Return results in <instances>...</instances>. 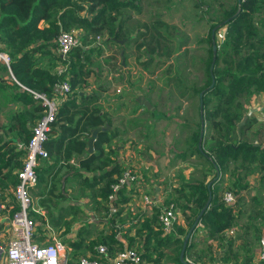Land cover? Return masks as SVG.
Returning <instances> with one entry per match:
<instances>
[{
	"label": "trees",
	"instance_id": "16d2710c",
	"mask_svg": "<svg viewBox=\"0 0 264 264\" xmlns=\"http://www.w3.org/2000/svg\"><path fill=\"white\" fill-rule=\"evenodd\" d=\"M137 1L0 0V49L7 53L10 71L18 83L12 79L6 81L0 75L1 97L18 105L14 109H0V203H4L5 197L10 198V194L4 191L15 187L16 173L22 167L24 156L22 146L30 139L32 126L45 110L41 99L35 97L34 93L49 98L54 94L53 86L60 82H66L68 90L56 106L47 137L42 142L44 156L37 157L34 168L37 179L34 195L43 199L39 198L37 204L46 207L44 202L49 201L51 196L62 197L61 190H66L68 184H71L70 191L81 189L85 193L80 191L83 196L88 195V204H94L91 209L95 216H98L99 210L108 214L110 205L118 206L129 199L132 188L121 186L115 192L112 190L111 186L123 167L121 163L109 158V154H113L114 150L105 152L102 146L117 136L116 130L108 128L106 131H100L93 141L95 152L82 156L90 130L104 124L111 125L110 116L101 109V102L99 103L102 99L105 101L103 94L109 90L110 83L107 80L101 81L96 83L92 90H85L93 69L87 59L97 49L96 46L86 47V44L96 35H104L111 41L122 40L124 45L132 44L136 63L146 70L152 65L162 64L158 58L160 56L171 57L176 51L174 62L187 56L185 39L174 43L173 50H163L164 41L169 39L166 25L157 17L148 21L134 18L133 15L140 12ZM127 8L129 11H126ZM131 10L135 12L132 13ZM263 10L264 0H235L231 9L223 11L221 18L212 21L208 28L207 57L203 59L202 65L205 81L201 87L190 86V89L193 93L202 91V107L198 111V117L203 119V127L216 132L217 136H208L207 150L200 148L202 141L198 148V122L196 129L192 130L186 139V151L176 153L182 160L186 156L197 155L206 163V170L204 169L200 179L189 180L179 185L180 189L172 190L177 199L184 198V202L178 204L179 206L173 201L172 204L180 208L187 228L177 224L173 234L161 235L157 226L156 206L152 207L150 217L142 222H138V216L131 218L136 220L130 224V227L135 228L133 234L129 235L130 230L127 228L122 235L126 236L127 247H133L136 236H139V243H142L133 248L140 252L142 259L161 264L164 252L158 248L165 246L173 251L171 262L183 264L178 259L182 236L190 228L210 195L206 208L190 231L183 258L191 257L189 264H203L202 252L194 251L191 255L187 253L194 250L195 243H192L191 239H195L197 232H202V239L210 251L214 246L211 241H216L217 249L212 250V255L208 257L212 264H250L252 261V250L257 247L261 224L252 226L251 222H247L243 228L240 226L239 233L235 231L234 236L230 237L225 236V231L234 225L238 214H243L244 203L248 201L245 194L250 187L247 177L257 173L258 185H264V145L253 142L254 139L260 141L261 136H264V128L255 124L254 116L245 114L239 101H248L251 94H264ZM221 27L225 28V32L218 44L214 34ZM76 28L83 29V33L81 31V35L79 34L81 45L72 48L67 60H62L57 54L55 39L61 30ZM180 51L182 54H179ZM45 53L49 55V59L57 60L61 67L65 66L62 72L38 66L42 54ZM35 54L38 56H34ZM141 57L143 60H140ZM171 64L166 65L162 77L170 72ZM4 73L7 74L6 67L0 64V74ZM94 77L98 80L96 72ZM244 115V122L237 128ZM253 126H256L254 130ZM247 131L254 133L253 139L246 136ZM70 160H73L74 164L70 163ZM252 164L254 165L251 166ZM199 167L201 168L200 165ZM212 169H216L218 176L215 171L213 177L206 179ZM197 170L198 168L195 171ZM225 174L232 179L228 188L234 196L232 204L224 203L218 195L223 188L220 182ZM111 193H114V198L109 201L108 195ZM262 199L264 200V196ZM169 202L167 197L162 204L168 205L171 203ZM249 202L255 206L261 203V198L251 196ZM248 207L251 208V219L264 221V216H261L258 210H252V206ZM14 209L13 205L10 211ZM67 209H73V206L59 207L58 210L64 211L57 213L56 218L47 213L50 225L60 226L63 216L68 215ZM29 214L34 221L37 217L41 223L44 222L41 214ZM118 214L116 210L109 215V231L105 235L98 231L94 238L88 240L89 231L94 228L92 223L87 222L78 227L77 238L65 242L71 252L70 262L82 250L95 255L93 247L99 244L106 246L110 254L121 249L122 242L114 237L116 227L113 220ZM118 221L125 223L123 220ZM72 222H62L64 231L70 230ZM248 228L252 229V234ZM235 239H241L243 244L234 246Z\"/></svg>",
	"mask_w": 264,
	"mask_h": 264
},
{
	"label": "rangeland",
	"instance_id": "374dc122",
	"mask_svg": "<svg viewBox=\"0 0 264 264\" xmlns=\"http://www.w3.org/2000/svg\"><path fill=\"white\" fill-rule=\"evenodd\" d=\"M234 1L235 0H138L136 3H138V5L140 6V12L138 14H134V18H138V20L148 21L153 20L154 17H157V19L164 23L167 27L166 31L169 39L164 41L165 45L163 47V50H166L168 48L173 50L174 43L183 39L186 40L184 48L187 49V56L178 58L175 62L173 60V56L176 55V51L171 57L160 56L158 58L160 59V62L163 63L159 65H152L150 66L149 70L142 68L138 64V62L135 63V61L133 60L135 51L132 47V44L126 45V57H124V59L122 60L124 69H122L118 65L120 59L117 53H115L112 66L108 67V60H110L111 56L105 54L104 49H102L100 46V44L102 43H104L105 46L107 45L104 35L98 36L97 39L96 37L94 39H90V42L94 41L93 44H97L98 47L97 49H95L94 54L88 57L87 59L89 65L93 68L92 73L89 76V81L91 83L105 80H107L108 82H113L114 84H116V87L120 88V92L116 93L115 88L110 91V85L108 95L106 93L105 95L107 97H104L105 103L107 99L109 100L108 102L111 103V105H114L119 102L120 104L127 106V110L124 111L115 108L112 110V113L114 114L111 117V123L117 126H122V129L125 130V133L129 134L125 139L126 143L124 147V153L122 155L123 160H125V162L127 163L124 166H127L131 170H133L137 177L135 182L129 186V188H132L133 191L138 188L137 182L139 176H141V173H145L146 171H149V169L152 168L150 165L143 166L145 169H141L136 163L139 162V160H146L148 163L152 161V159L148 157L149 155L146 156L148 154V149L151 151L154 150L157 155H159L156 161L158 171L160 168H162V170L167 169L168 172L172 165H174L175 163L178 164V167L175 168L173 172L174 175L181 174V181L194 180L195 178L200 179L202 173L204 172V169L206 170L205 161H203V159L198 157L197 155L192 157L186 156V158L182 160L180 157H177L176 153L186 151V139L190 136L191 131L196 129L197 123L199 122L200 124L198 111L199 103L201 104L202 101L201 99H199V93H201L202 95V91L193 93L190 89V86L194 88H199L205 81V71L202 65L203 59L207 57L208 28L212 21H217L221 18V14L223 11L231 9ZM126 11H129L128 8L126 9ZM131 11L132 13L135 12V10ZM262 13V15H264V10L262 11ZM76 30L80 33V35L81 31L83 33L82 28H76ZM224 32L225 28L223 27H221L218 31H215L214 38L216 43L219 44L222 41V36ZM96 50H100V52L97 53ZM179 54H182V52ZM34 56H37V54H35ZM140 60H143V57H141ZM171 62H174V64H171ZM168 64H171L170 72L166 74L165 77H162L163 72L165 70L164 68H167L166 65ZM60 68L61 66L56 69L57 72ZM95 72L99 74V76H101L98 80L94 77ZM0 75L2 77H5L6 81H8L9 79L11 80L10 76L8 75V72L7 74L4 73ZM110 75L111 79H108ZM90 88L94 87L90 86ZM142 94L148 98L147 102L149 103V105H152H150L151 109H147L141 104H133V98H135V96L137 95ZM263 95L251 94L248 98V101L243 99L239 100L242 107L244 108L246 115L251 114V112H249L250 109H256L258 113L254 115L256 118L255 124L259 127L263 126L262 128H264V111H262L264 109V106L261 103V100L264 98ZM0 106V109L2 111L18 107V105L11 103L9 99L2 98L1 95ZM137 108L139 109V111H137ZM147 110H153V112ZM259 110L261 111L259 112ZM242 123H238L237 128L241 126ZM131 126H133V128H131ZM136 130L138 133H136ZM245 134L248 138L253 139L252 136H254V133H251L249 131L247 133L245 132ZM210 135L212 137H216L217 133L210 130L208 131V129L203 127L202 119V130L200 139L198 137L200 145L202 141V145L200 147L201 149L207 150L209 142L207 141V139ZM260 141H264V136H261ZM139 143L140 149H138L137 147ZM173 158H179L181 161L180 163L182 165L180 166V164L176 162L177 160L173 161ZM164 159H167V161L170 160V164H166L167 161L164 162ZM161 162H164L163 166H159ZM196 165L201 166V168L197 167V171H195ZM253 165L254 164H252L251 166ZM208 173L209 174L206 179H209L213 177L214 174H216L215 170L213 169ZM254 174L257 175L256 178H254ZM185 176H187V178H185ZM216 176H218V172ZM258 176L259 175L257 173H252L247 177L248 184L250 187L248 193L245 194V198L248 201L244 203L243 214H238L236 217V221L233 223L234 225L225 231L226 237L234 236L235 231H238L239 233L241 231V229L239 228H243V226H245V223L247 222H251L252 226H259L261 224L260 235L264 231V225L262 224L264 223V221H261V219L258 218L251 219L250 215L252 214L249 215L251 208L248 207L252 206V210L256 209L259 211V214L261 216H264V200L262 199L264 196V185H258ZM231 181L232 179L228 176V174L222 176L220 186H223V188L221 192L218 193L219 197L221 196L223 191L228 190ZM254 181H256V183ZM162 182L166 186L168 185V192L167 188H165L167 194L169 192H172L173 188L170 184H168L166 176ZM181 184L182 182L179 185ZM31 191V198L35 204V199L33 195L34 191H36V187L31 189ZM77 191L78 193H80L81 191L83 194H85L84 191H82L81 189ZM4 192L10 194V188L7 189V191L5 190ZM131 194L134 195V200H127V202L130 203L129 206H134L136 203L140 204L141 197L139 196V194L137 192H132L130 193V195ZM251 196H257L259 199L261 198V203L253 206L252 203L249 202ZM168 198L170 199V204H172V201L176 202L177 205L182 204L184 202V198L177 199L175 197L173 199L171 195ZM163 200L164 199H160L159 201L162 203ZM177 205L175 206V210L179 216L177 224L178 226H182L181 224H183L184 227L187 228V224L184 222L181 210L178 207L179 205ZM92 206L90 205V211L92 210ZM151 209L152 205L150 206L149 211H151ZM130 210L132 209L127 208L126 210L128 211V217L126 218V220L137 215L136 213H134L135 215L130 214ZM84 212L88 211L86 210ZM80 213H82V211ZM110 213L111 212L109 211L108 214H104L103 210H99L97 213L98 216H95L94 218L90 216L89 219L93 222L91 226L98 227L99 224H102V226L105 225V223L103 224V220L107 221V219L110 217ZM0 215H2L1 208ZM50 215L54 217L55 214L51 213ZM87 215L88 214L84 213L81 214L84 220L86 219ZM81 216H79V218ZM129 222V225L127 227L130 231L132 230V232H134L135 228L130 227L131 222ZM107 223L108 221L106 222V224ZM80 224H82V222ZM44 225L45 224H41L39 221V223L35 224L34 226V232H40L43 229L42 226L44 227ZM62 226L64 227V224H62ZM53 230L55 235L59 237L63 236L62 232H60L58 229ZM248 231L250 232V234H252L251 228H248ZM125 237L126 236H124V241L126 242ZM153 240L154 239L151 240V243H153ZM0 241L4 240L0 238ZM191 242L195 243L193 247L194 250H190L187 253L191 255L194 251L198 253L202 252L204 257L203 264H212L210 261H208V257L212 255V250L217 249L215 246L216 241H211V243L214 245L212 246L211 251L206 247L207 243H205L202 239V232H197L195 239L192 238ZM141 243V241L139 243V236H136L133 247H135L137 244L140 245ZM241 244H243V242L241 241V239H238L235 241L234 246H239ZM158 250H163L164 252V257H162L161 264H173V262H171L173 251H171L170 248L162 246L161 248H158ZM155 253H153V255H155ZM185 259L186 261L190 262L191 257L188 256ZM142 264L154 263H151V261H148L146 259H142Z\"/></svg>",
	"mask_w": 264,
	"mask_h": 264
},
{
	"label": "built area",
	"instance_id": "2783aa9c",
	"mask_svg": "<svg viewBox=\"0 0 264 264\" xmlns=\"http://www.w3.org/2000/svg\"><path fill=\"white\" fill-rule=\"evenodd\" d=\"M79 34L76 29H69L61 30L57 35L55 44L58 56L62 60H67L72 48L81 45ZM0 64L6 67L10 78L15 81L9 68V57L1 49ZM64 67H61L58 73L62 72ZM53 88L54 94L49 98L34 93L35 97L41 99V105L45 107V110L32 126L30 139L22 146L24 149L22 167L16 173L17 183L13 189H10V198L5 197L4 203H0L2 210L0 238L4 240L1 264H142L140 252L126 245L110 254L106 246L99 244L93 247L95 255L86 251L76 255L70 262V249L54 232L49 231L48 237L43 241L34 239L35 222L29 212L42 215L32 201L30 193L37 181L34 168L37 157L44 156L42 142L47 137L49 123L53 121L56 106L63 99L64 92L68 90V84L66 82L56 83ZM115 92H120V88L116 87ZM261 103L264 106V98ZM136 178L134 171L124 166L111 188L115 192L121 186L129 187ZM140 196L143 205L158 207L156 219L161 235L173 234L179 219L173 204L163 205L158 199H152L143 193H140ZM113 198L114 193L108 195L109 201ZM221 200L226 204H232L234 196L230 191L225 190L222 192ZM13 205L15 209L10 211ZM115 210V206H109L111 213ZM256 264H264V231L257 241Z\"/></svg>",
	"mask_w": 264,
	"mask_h": 264
},
{
	"label": "crops",
	"instance_id": "0c3cea01",
	"mask_svg": "<svg viewBox=\"0 0 264 264\" xmlns=\"http://www.w3.org/2000/svg\"><path fill=\"white\" fill-rule=\"evenodd\" d=\"M98 36V35H96ZM95 36V37H96ZM100 36V35H99ZM94 37V38H95ZM105 41H106V46L104 43L100 44L101 48L104 49V52L105 54H107L108 56H111L110 60H108L109 64H108V67H111L112 66V63H113V60H114V56H115V53H117L120 61L118 62V65L124 69V66L122 64V59H124V57H126V54H125V49H126V45H129V44H125L123 43H120V41H111V40H108L107 38H105ZM94 41H91L89 44H86V47H89V46H97V44H93ZM107 50V51H106ZM57 51V49H56ZM58 54V53H57ZM123 54V55H122ZM122 55V56H121ZM38 56V54H37ZM42 58L39 60V64L38 66L41 67V68H49L51 69L52 71L56 70L58 67H60V64L57 60H51L49 59V55L48 54H42L41 56ZM133 60L135 61L134 59V56H133ZM136 63V61H135ZM9 75V74H8ZM98 76V79L101 77L99 76V74H97ZM5 78V77H3ZM97 79V78H96ZM108 79H111V75L108 77ZM16 82V81H15ZM101 82V81H100ZM17 83V82H16ZM98 83V82H93L91 83L88 79L87 81V84H89L85 90L86 91H89V90H92L93 88H90L91 87H94L95 84ZM111 87H110V91L113 90V88H116V84H114L113 82H109ZM18 84V83H17ZM107 95H108V91L106 92ZM105 93V94H106ZM105 94H103V97H107ZM139 96H142L145 100L148 101V98L146 96H144L143 94L142 95H137L135 96V98H133V104H141L140 103V100H139ZM264 96V95H263ZM109 100L106 99V103L105 101L102 99V102L99 101V103L101 104L102 106V110L103 111H106L107 114L110 116V118L112 117V115L114 113H112V110L115 108V109H120V110H127V106L125 105H122L120 104L119 102L114 104V105H111V103L108 102ZM142 105V104H141ZM151 105V104H150ZM143 106V105H142ZM152 106V105H151ZM144 107V106H143ZM122 111V112H123ZM137 111H139V109L137 108ZM147 111H150V112H153V110H147ZM252 116H254L257 111L256 109H250V111ZM151 115V113H150ZM255 117V116H254ZM135 126V125H134ZM108 128H113L114 130H116L117 132V136L114 137L108 144H102L103 146V150L106 152V151H113L114 150V153L112 154H109V158L113 159L114 161H117L119 163H121L122 167H124L125 164H127L125 162V160H123V153H124V147H125V143H126V137L129 135L128 133H125V130L122 129V126H117V125H114L111 123L110 126H108ZM131 128H133V126H131ZM256 128V126H253L252 127V130H254ZM93 129V128H92ZM133 130V129H132ZM249 132V131H247ZM136 133L137 130H136ZM134 133V134H136ZM90 135V134H89ZM89 135L87 136V138L89 137ZM82 138L85 139V136H83ZM86 138V140H87ZM254 143H262L264 144V141L261 142V141H256V139L253 140ZM92 146H93V143H92ZM138 149H140V143L139 145L137 146ZM92 152H95V149L93 147V151ZM148 154L146 156L150 157V159H152V161H150L149 163L146 161V160H139V162H136L138 164V167H140L141 169H145L143 166H150L151 165V169H149V171H146L145 173H141V176H139L138 178V182H137V189H135L133 192H137L140 196V193H143L145 194L146 196L152 198V199H165L167 197H169L170 195L172 196V198L174 199L175 198V194L174 192H169L167 194V192L169 191L168 189V185L166 186L162 181L165 179V176L168 180V184L171 185L172 188H178L179 187V184L182 182H187L186 180H182L181 181V177L180 175L181 174H176L174 175V172L173 170L175 168L178 167V164H174L172 165V167H170V170L167 172V169L166 170H162V168L159 169V171L157 170V166H156V161H157V158L159 155H157V153L154 151V150H149L148 149ZM85 155H88V153L86 152V147H85V150H84V153L82 156H85ZM141 155V154H140ZM78 159V157H76V160ZM139 159H140V156H139ZM177 160L176 162H178L180 164V166L182 165L180 162V159H175L173 158V161ZM164 162L167 161V159H164L163 160ZM70 163H73V160H70L69 161ZM164 162H161L159 164V166H163L164 165ZM170 160H168L166 162V164H170ZM199 167V165H196V168ZM147 168V167H146ZM171 174V175H170ZM85 175L89 176L90 173H85ZM257 175L254 174V178H256ZM185 178H187V176H185ZM256 183V181H254ZM71 187V184H68L66 187L67 189L66 190H61L62 192V197H54V196H51L49 201L47 202H44V206H40L38 204H36V202L40 199H42L41 197L39 196H36V195H33L34 196V199H35V204L36 206L39 208V210L41 211L42 213V216H43V223L41 224H45L44 227L42 226V232H36L35 235H34V238L38 241H43L45 238L48 237V233L49 231L53 232L55 230H59L60 232H62L63 236L59 237L61 238L64 242L68 241V240H74L76 239V232H77V228L82 226V224H85V223H93L89 217H95L94 215V212L93 210L90 211V205L88 204V195L85 197L83 196V194L81 193H78L77 190H73V191H70V187ZM142 187V188H141ZM129 188V187H127ZM165 188H167V192L165 190ZM32 192V191H31ZM145 192V193H144ZM69 194V195H68ZM128 195V194H127ZM141 197V196H140ZM133 199L134 200V195H130L129 194V199L128 200H131ZM43 200V199H42ZM59 202V204H58ZM73 206V209H67V213L68 215H65L63 216L62 220L65 221V220H72L73 222L71 223V226H70V230L69 231H64V227L62 226V220L61 222L59 223L60 226H57V227H53L52 225H50L51 223L49 222V219H48V216H47V213L50 214L51 213H54V218L57 217V213H62V211L64 210H58L59 207H63V206ZM130 203L129 202H124L118 206H115L116 207V210L119 212L118 216L119 217H114V224L116 227L115 229V232H114V237H116L119 241L122 242L123 245H126V242L124 241V236L122 235L126 230H127V226L129 225L128 222L131 220V218H129L128 220H126V218L128 217V211L127 208H130L132 210H130V214L132 215H135L134 213H136L137 215L135 216H138V222H142L143 219H147L150 217V214H151V211H149L150 209V206H143L140 202L139 203H136L134 206H129ZM85 206V207H84ZM88 212H84L86 210ZM115 210V211H116ZM82 211V213H80ZM90 211V212H89ZM88 214L87 217H86V221L84 220V218H82L83 216H81V214ZM98 213V212H97ZM112 213H110L111 215ZM98 215V214H97ZM47 216V217H46ZM79 216H81L79 218ZM35 224H38L39 221H38V218L35 217ZM108 220V219H107ZM118 220H123L125 223H121L119 222ZM136 222V220H131L130 222ZM82 222V224H80ZM106 220H103V224L105 223V225L102 226V224H97L98 227H95L94 228H91V230L89 231V234H88V240L89 239H92L94 238V235L96 232L98 231H102L100 232V234H103L105 235L109 229L107 227V224H106ZM129 222V223H130ZM109 225H110V222L108 221ZM183 226V224H181ZM99 234V233H98ZM133 232L132 230L129 232V235H132ZM0 235H1V232H0ZM1 237V236H0ZM82 237V236H81ZM4 241H0V264H1V258H2V255H3V244ZM85 250H82V252H84ZM81 252V253H82ZM256 252H257V247H255L253 250H252V261L250 264H256Z\"/></svg>",
	"mask_w": 264,
	"mask_h": 264
},
{
	"label": "water",
	"instance_id": "95a60500",
	"mask_svg": "<svg viewBox=\"0 0 264 264\" xmlns=\"http://www.w3.org/2000/svg\"><path fill=\"white\" fill-rule=\"evenodd\" d=\"M120 43H122V40L120 41ZM212 49L214 50V46L212 45ZM123 60V58H121ZM123 62V61H122ZM200 96H201V93H199V99H200ZM139 100H140V103L145 106V108L147 109H151V106L149 105V103L147 102V100H145L142 96H139ZM199 110H201V104L199 103ZM245 115L242 117V120L241 122H239V124H241L243 122V120L245 119ZM108 129V124H104L103 126H100V127H95L93 129L90 130V135L89 137L87 138L86 140V152L88 154L92 153L93 151V146H92V143L93 141L95 140L97 134L100 132V131H106ZM201 130H202V120L200 119V132H199V139H200V135H201ZM199 139H198V142H197V147L199 148L200 147V143H199ZM216 171V169H214ZM217 172V171H216ZM208 185V184H207ZM209 198H210V195H208L207 197V200L205 202V204L203 205V207L199 210L198 214L196 215V217L194 218L193 222H192V225L190 226V228L187 230V232L185 233V235L183 236L182 238V242H181V247H180V250H179V253H178V259L180 262H182L183 264H189L188 261H186L185 258H183V252H184V248H185V245L187 243V240L189 238V235H190V231L192 229L193 226L196 225L197 223V220H198V217L199 215L202 213V211L206 208L207 204H208V201H209Z\"/></svg>",
	"mask_w": 264,
	"mask_h": 264
}]
</instances>
